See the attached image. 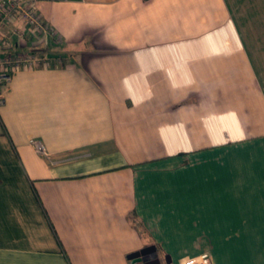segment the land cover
<instances>
[{
  "label": "crops",
  "instance_id": "1",
  "mask_svg": "<svg viewBox=\"0 0 264 264\" xmlns=\"http://www.w3.org/2000/svg\"><path fill=\"white\" fill-rule=\"evenodd\" d=\"M37 11L10 50L60 60L3 86L0 264H264V0Z\"/></svg>",
  "mask_w": 264,
  "mask_h": 264
},
{
  "label": "built area",
  "instance_id": "2",
  "mask_svg": "<svg viewBox=\"0 0 264 264\" xmlns=\"http://www.w3.org/2000/svg\"><path fill=\"white\" fill-rule=\"evenodd\" d=\"M42 0H0V105L4 103L3 86L8 84L12 74L21 68H32L59 61L60 57H51L36 50L11 51L17 44L23 45L27 38L42 42L54 30L40 17L37 11ZM38 151L40 144L34 141ZM180 264H212L211 257L202 253L187 258Z\"/></svg>",
  "mask_w": 264,
  "mask_h": 264
},
{
  "label": "rangeland",
  "instance_id": "3",
  "mask_svg": "<svg viewBox=\"0 0 264 264\" xmlns=\"http://www.w3.org/2000/svg\"><path fill=\"white\" fill-rule=\"evenodd\" d=\"M47 42H48V40H47ZM60 44H61V43H57V42H56L55 45L52 44L51 42H50L49 44H47V45H48V48H49L48 51L51 52L50 54L55 53V52H54V48L58 47ZM53 46H54V47H53ZM27 49H28V48H27ZM19 51H21V50H19ZM0 53H2V50H0Z\"/></svg>",
  "mask_w": 264,
  "mask_h": 264
},
{
  "label": "water",
  "instance_id": "4",
  "mask_svg": "<svg viewBox=\"0 0 264 264\" xmlns=\"http://www.w3.org/2000/svg\"><path fill=\"white\" fill-rule=\"evenodd\" d=\"M142 253V251H140ZM139 252V253H140ZM139 253H136L134 255H132L130 258H131V263L132 264H135L137 261H140V256H139Z\"/></svg>",
  "mask_w": 264,
  "mask_h": 264
},
{
  "label": "flooded vegetation",
  "instance_id": "5",
  "mask_svg": "<svg viewBox=\"0 0 264 264\" xmlns=\"http://www.w3.org/2000/svg\"><path fill=\"white\" fill-rule=\"evenodd\" d=\"M146 256H147V254H146V253H144V254H143V257L145 258Z\"/></svg>",
  "mask_w": 264,
  "mask_h": 264
}]
</instances>
